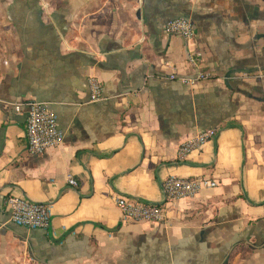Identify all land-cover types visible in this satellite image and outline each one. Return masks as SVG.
Segmentation results:
<instances>
[{"label":"crops","instance_id":"crops-1","mask_svg":"<svg viewBox=\"0 0 264 264\" xmlns=\"http://www.w3.org/2000/svg\"><path fill=\"white\" fill-rule=\"evenodd\" d=\"M177 16L194 22L190 39L163 32ZM31 99L64 132L41 153L28 150V105L14 107ZM208 126L217 134L181 157ZM171 175L217 185L165 201ZM9 195L49 203L50 226L15 223ZM122 195L165 202L164 218H124ZM3 260L264 264V0H0Z\"/></svg>","mask_w":264,"mask_h":264},{"label":"built area","instance_id":"built-area-1","mask_svg":"<svg viewBox=\"0 0 264 264\" xmlns=\"http://www.w3.org/2000/svg\"><path fill=\"white\" fill-rule=\"evenodd\" d=\"M165 34H181L190 39L196 34L194 22L186 16H177L170 18L163 25ZM189 60L197 64L200 55L197 52L188 54ZM177 75L171 73L170 78ZM207 72L197 71L192 76H181L184 82L195 83L198 80L206 78ZM91 90V99L98 100L103 97L104 87L102 82L94 76L89 77ZM23 104L28 105V114L26 119V136L28 150L31 153H41L50 147L58 146L62 143L64 132L59 125L57 113L49 106L47 101L31 99L28 101H19L14 103L16 110L20 111ZM217 134V128L208 126L198 131L195 135L187 138L179 147V155L186 156L189 152L197 149L206 141ZM68 180L71 184L77 185L78 181L72 175ZM217 185V180L206 176L184 177L171 175L163 183L165 201L180 197L195 195L202 188ZM7 208L11 213V219L19 224L29 228L47 229L51 224V209L47 202L36 201L22 195H9L6 199ZM117 204L123 213V217L131 220H161L165 215V202L152 203L137 198L120 196ZM180 264V263H179Z\"/></svg>","mask_w":264,"mask_h":264},{"label":"rangeland","instance_id":"rangeland-1","mask_svg":"<svg viewBox=\"0 0 264 264\" xmlns=\"http://www.w3.org/2000/svg\"><path fill=\"white\" fill-rule=\"evenodd\" d=\"M29 258V257H28ZM30 261V260H29ZM32 261V260H31ZM1 263L0 264H7V263H4L5 262V260H3V262L2 261H0ZM7 262V261H6Z\"/></svg>","mask_w":264,"mask_h":264},{"label":"trees","instance_id":"trees-1","mask_svg":"<svg viewBox=\"0 0 264 264\" xmlns=\"http://www.w3.org/2000/svg\"><path fill=\"white\" fill-rule=\"evenodd\" d=\"M174 18V17H173Z\"/></svg>","mask_w":264,"mask_h":264}]
</instances>
